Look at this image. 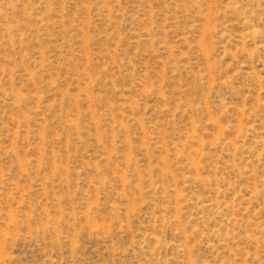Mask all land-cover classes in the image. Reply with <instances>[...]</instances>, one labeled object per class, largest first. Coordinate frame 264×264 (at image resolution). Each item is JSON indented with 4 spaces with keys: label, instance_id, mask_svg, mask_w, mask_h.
Segmentation results:
<instances>
[{
    "label": "rangeland",
    "instance_id": "1",
    "mask_svg": "<svg viewBox=\"0 0 264 264\" xmlns=\"http://www.w3.org/2000/svg\"><path fill=\"white\" fill-rule=\"evenodd\" d=\"M0 264H264V0H0Z\"/></svg>",
    "mask_w": 264,
    "mask_h": 264
}]
</instances>
